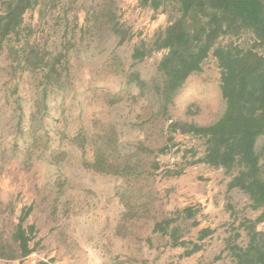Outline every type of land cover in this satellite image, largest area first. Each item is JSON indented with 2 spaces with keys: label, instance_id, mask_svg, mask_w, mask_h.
<instances>
[{
  "label": "rangeland",
  "instance_id": "374dc122",
  "mask_svg": "<svg viewBox=\"0 0 264 264\" xmlns=\"http://www.w3.org/2000/svg\"><path fill=\"white\" fill-rule=\"evenodd\" d=\"M30 1L4 34L15 0H0V264H236L264 251L261 210L229 187L233 172L199 162L202 140L169 128L222 116L216 61L166 105L165 52L148 51L167 13ZM255 151L264 176V137Z\"/></svg>",
  "mask_w": 264,
  "mask_h": 264
},
{
  "label": "trees",
  "instance_id": "16d2710c",
  "mask_svg": "<svg viewBox=\"0 0 264 264\" xmlns=\"http://www.w3.org/2000/svg\"><path fill=\"white\" fill-rule=\"evenodd\" d=\"M153 11L168 15V25L155 35L152 51H164L157 66L159 88L166 105L202 63L212 57L220 70V91L225 102L222 116L209 126L171 122L172 132L191 134L202 140L198 160L215 168L232 171L230 188L246 193L253 210H261L264 221V176L255 143L264 137V0H137ZM30 0H15L5 10L4 34L21 22ZM220 39H229L222 45ZM236 41V42H234ZM145 53L133 51L140 60ZM143 82H137L141 86ZM23 253L26 238L19 227L14 234ZM250 251H254L250 255ZM236 264H264V251L249 248Z\"/></svg>",
  "mask_w": 264,
  "mask_h": 264
}]
</instances>
